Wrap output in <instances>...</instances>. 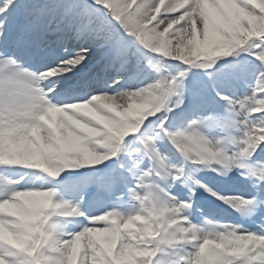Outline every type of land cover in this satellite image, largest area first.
<instances>
[{
	"label": "snow or ice",
	"instance_id": "obj_1",
	"mask_svg": "<svg viewBox=\"0 0 264 264\" xmlns=\"http://www.w3.org/2000/svg\"><path fill=\"white\" fill-rule=\"evenodd\" d=\"M0 264H264V0H0Z\"/></svg>",
	"mask_w": 264,
	"mask_h": 264
}]
</instances>
